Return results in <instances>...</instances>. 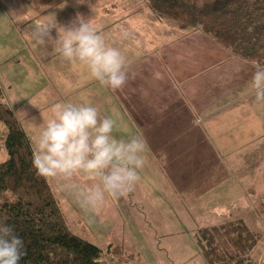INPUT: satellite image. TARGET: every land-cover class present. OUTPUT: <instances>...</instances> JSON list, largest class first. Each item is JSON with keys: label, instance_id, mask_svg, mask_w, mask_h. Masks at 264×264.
<instances>
[{"label": "rangeland", "instance_id": "obj_1", "mask_svg": "<svg viewBox=\"0 0 264 264\" xmlns=\"http://www.w3.org/2000/svg\"><path fill=\"white\" fill-rule=\"evenodd\" d=\"M14 1L18 5L11 9L0 0L1 102L11 108L32 148L56 106L66 103L97 107L101 116L116 122V139L136 136L133 117L122 109L118 91L102 86L82 63L54 55L57 46L44 48L33 40L34 25L52 17L23 24V3ZM59 1L54 5L55 0H47V4L42 0L39 4L43 9L59 7L56 20L60 32L77 14L88 18L110 46L119 48L126 62L136 53L152 52L158 46L159 42L152 47L143 43L142 29L151 22L149 16H154L144 0H70V5ZM56 32L54 28L52 35ZM155 67L158 73L159 64ZM127 68L130 76L132 68ZM175 69L162 68V72L174 75ZM251 83L210 110L196 113L199 158H186L185 154L172 159L146 158L135 191L126 198H108L95 213L85 211L61 181L48 179L69 229L101 248L105 264H206L193 231L201 225L226 222L219 217L226 214L230 219H244L260 233L250 254L251 260L260 264L264 259V218L259 212L264 199V101L255 99ZM3 131L0 125V162L6 158ZM74 182L82 188L95 183L84 175H77ZM117 244L135 258L124 262L109 255L107 248Z\"/></svg>", "mask_w": 264, "mask_h": 264}, {"label": "trees", "instance_id": "obj_2", "mask_svg": "<svg viewBox=\"0 0 264 264\" xmlns=\"http://www.w3.org/2000/svg\"><path fill=\"white\" fill-rule=\"evenodd\" d=\"M159 19L181 30H200L230 56L264 65V0H145ZM0 125L6 158L0 162V221L15 228L26 255L20 264H105L104 252L68 227L48 180L32 167L33 149L20 122L1 102ZM264 218V199L259 205ZM198 226L193 240L206 264H255L250 254L260 233L242 218ZM124 262L134 254L120 244L106 250ZM260 264H264V259Z\"/></svg>", "mask_w": 264, "mask_h": 264}, {"label": "clouds", "instance_id": "obj_3", "mask_svg": "<svg viewBox=\"0 0 264 264\" xmlns=\"http://www.w3.org/2000/svg\"><path fill=\"white\" fill-rule=\"evenodd\" d=\"M62 27L60 32L56 18H50L34 25L32 38L44 48L57 46L63 59L85 65L102 86L112 91L126 86V58L119 48L106 42L88 18L77 14L69 26ZM250 91L257 101H264V66H255ZM115 123L112 118L101 116L92 105H57L53 117L34 141L32 167L36 175L61 181L64 188L74 192L80 206L92 213L108 198L128 197L135 191L140 172L146 166L148 143L141 134L128 140L116 139ZM77 175L87 176L95 183L82 188L74 182ZM26 254L24 241L14 226L6 219L0 221V264H20Z\"/></svg>", "mask_w": 264, "mask_h": 264}, {"label": "crops", "instance_id": "obj_4", "mask_svg": "<svg viewBox=\"0 0 264 264\" xmlns=\"http://www.w3.org/2000/svg\"><path fill=\"white\" fill-rule=\"evenodd\" d=\"M2 1L11 9L18 5L14 0ZM21 1L26 11L23 24L42 16L54 19L59 15V7L43 9L39 4L42 0H32L35 5L29 0ZM43 1L47 4V0ZM65 1L59 2L70 5V0ZM153 15L142 29L143 43L152 47L159 42L156 52L160 55L144 57L143 54L156 53L155 47L152 52L136 53L130 58L127 65L132 68V74L126 86L117 90L119 102L133 117L135 132L147 140V159H172L176 154L196 158L200 142L194 123L196 113L210 110L249 84L256 65L230 56L200 30H181L174 22ZM56 35L57 32L53 34ZM54 55L60 54L55 50ZM155 64H159L158 73L154 72ZM172 67L176 68L174 75L162 72V68L167 71Z\"/></svg>", "mask_w": 264, "mask_h": 264}]
</instances>
